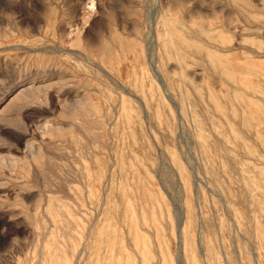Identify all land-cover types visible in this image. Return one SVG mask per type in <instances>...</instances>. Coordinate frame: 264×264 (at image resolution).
Segmentation results:
<instances>
[{
	"label": "rangeland",
	"instance_id": "1",
	"mask_svg": "<svg viewBox=\"0 0 264 264\" xmlns=\"http://www.w3.org/2000/svg\"><path fill=\"white\" fill-rule=\"evenodd\" d=\"M0 264H264V0H0Z\"/></svg>",
	"mask_w": 264,
	"mask_h": 264
},
{
	"label": "bare ground",
	"instance_id": "2",
	"mask_svg": "<svg viewBox=\"0 0 264 264\" xmlns=\"http://www.w3.org/2000/svg\"><path fill=\"white\" fill-rule=\"evenodd\" d=\"M155 245V244H154ZM81 251V250H80Z\"/></svg>",
	"mask_w": 264,
	"mask_h": 264
}]
</instances>
